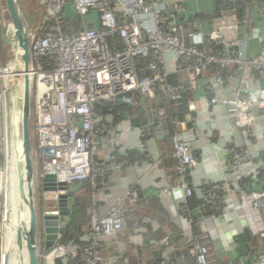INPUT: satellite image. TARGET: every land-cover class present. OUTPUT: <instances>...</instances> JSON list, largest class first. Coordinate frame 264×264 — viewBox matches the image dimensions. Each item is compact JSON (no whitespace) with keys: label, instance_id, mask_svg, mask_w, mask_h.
I'll use <instances>...</instances> for the list:
<instances>
[{"label":"built area","instance_id":"2783aa9c","mask_svg":"<svg viewBox=\"0 0 264 264\" xmlns=\"http://www.w3.org/2000/svg\"><path fill=\"white\" fill-rule=\"evenodd\" d=\"M196 1V0H195ZM237 0H227L235 3ZM67 4L75 18L85 19L97 13L98 27L81 21L70 35L63 34L62 23ZM189 0H39L44 9L30 28V89L34 87L32 125L36 144L31 151L41 172V185L64 183L74 194L75 185L89 181L96 188L103 169L96 161V148L108 133L99 107L138 106L157 101L168 105L180 102L187 93L188 112L174 124L180 133L170 138L175 161L176 189L191 198L195 191L190 171L198 165L192 150L195 134L187 129L193 114H204L196 123L212 125L220 132L236 131L241 149H229L224 169L236 171L247 164L262 166L260 155L245 147L258 121L264 120V30L255 21L264 18V3L253 1L254 13L240 20L235 8L219 9L210 16L187 12ZM0 0V191L6 172L11 143L7 100L9 98V55L16 54L12 26ZM255 42L257 52L246 49ZM50 60L45 68L43 60ZM200 93V94H199ZM31 105V99H30ZM146 126L141 128L139 149L147 151L154 128L167 117L165 107H150ZM31 111V110H30ZM110 161L116 167L126 165L120 156ZM258 162V163H255ZM254 172V174H255ZM172 189H166L170 194ZM57 202V192H53ZM219 189L206 187L199 198L204 215L200 234L189 253L190 264H234L235 246L223 238L218 219L224 213ZM244 222L254 235L264 234L260 211L264 209V189L247 193L239 190ZM125 199L134 206L139 199L135 190ZM189 213L187 202L180 207ZM89 227L80 237L81 244L54 245L45 250L41 226L37 233L39 264H106L102 242L116 237L125 224V210L115 204L101 215L95 203L88 209ZM193 220H191L192 222ZM6 211L0 192V244L4 242ZM164 244H168L165 239ZM227 257L228 261H223ZM163 264V263H161ZM239 264H264V254L246 256Z\"/></svg>","mask_w":264,"mask_h":264},{"label":"crops","instance_id":"0c3cea01","mask_svg":"<svg viewBox=\"0 0 264 264\" xmlns=\"http://www.w3.org/2000/svg\"><path fill=\"white\" fill-rule=\"evenodd\" d=\"M253 1L264 3V0H251L246 13L247 19L253 16ZM219 9L217 0H189L187 12L210 16ZM89 20L91 28L98 27L97 16L83 19L85 23ZM255 25L264 30V18L256 20ZM256 52L257 45L251 42L246 53L252 55ZM261 85L264 86V80ZM193 98L191 94L190 99ZM152 103L153 105L147 102L133 106V113L128 116L103 114V123L108 127V133L96 148V161L103 169L100 184L93 188L86 181L74 186V196L88 204V209L91 203H95L101 215H105L115 204L124 207L125 224L122 231L116 237L102 242L101 254L106 264H190L192 261L189 250L196 236L191 220L196 212H191V209L189 213L180 211V207L189 198L176 189L175 161L170 147V138L180 133L181 128L174 124L175 120L166 117L162 127L153 129L152 136L148 139L147 151L142 153L139 149L138 133L140 124L148 122V106L162 107L157 101ZM192 116L193 121L188 123L192 127L187 125V129L192 130L196 136L192 150L198 165L190 171V183L198 197L206 187L221 191L224 213L218 219V226L223 238L233 240L247 226L238 195L239 182L253 176L256 167L247 164L236 171L226 172L225 153L229 149H241L242 137L236 131L229 130L231 127H227L226 132H220L212 125L196 123V120L204 116L199 111ZM170 129L174 131L173 135L170 134ZM253 134L258 139H250L245 147L261 155L264 153V120L257 122ZM113 155L120 156L126 165L116 167L110 161ZM166 189H172L171 193L166 194ZM131 190L139 193L134 206H129L125 199L126 193ZM87 214L88 210L84 218L88 222ZM260 214L264 223V209ZM165 239L168 240L167 245L164 244ZM234 246L233 256L236 255L237 245ZM234 264H239V261L236 259Z\"/></svg>","mask_w":264,"mask_h":264},{"label":"water","instance_id":"95a60500","mask_svg":"<svg viewBox=\"0 0 264 264\" xmlns=\"http://www.w3.org/2000/svg\"><path fill=\"white\" fill-rule=\"evenodd\" d=\"M8 19L12 26L13 38L16 42V62L14 68V81L10 89L9 99L13 104L12 115V150L16 157V192L18 202L25 204L28 212V227L21 228L15 237L18 252V264H24L21 245L25 243L27 264H39L37 233L41 226L43 246L45 250L52 249L61 238L64 227L62 221L70 216L69 195L67 185H43L44 191L57 192V207L52 211L37 215L33 197V162L31 158L30 134V79L28 72L19 73L20 66L29 67L30 36L29 27L23 18L17 0H4ZM21 85H25L21 89ZM22 212V211H21Z\"/></svg>","mask_w":264,"mask_h":264},{"label":"trees","instance_id":"16d2710c","mask_svg":"<svg viewBox=\"0 0 264 264\" xmlns=\"http://www.w3.org/2000/svg\"><path fill=\"white\" fill-rule=\"evenodd\" d=\"M251 0H237L234 4L228 3L227 0H217V5L220 9L224 11H229L235 8L238 17L240 20L247 18V10ZM97 13L91 11L87 17H96ZM65 21L62 23V31L65 35H70L74 31H77L81 27L80 18H75L70 12V4H67L65 12L63 14ZM8 18V16H6ZM90 21V20H89ZM88 22V21H87ZM31 25V23L29 24ZM88 27H91L90 24H86ZM93 27V26H92ZM45 68L50 67V60L45 59L42 61ZM190 93H187L184 98L178 103H171L166 105L162 103V106L167 112V117L171 120H182L185 118L186 113L188 112V101L190 100ZM102 114L114 113L119 114L120 116H128L130 113H133L132 107H127L125 105H117L115 107L109 108L108 106L99 107ZM141 123V122H138ZM141 128L146 126V123L142 122ZM192 127V125H188ZM171 128V127H170ZM172 129H170V134L173 135ZM128 155H132L128 153ZM259 160L262 161V166L255 172L253 176L243 178L239 182V189L244 190L247 193H251L254 190H263L264 189V153L259 157ZM221 193V191L219 192ZM187 204L191 209V212H196V215H193V230L194 235L198 236L200 234V220L202 221L204 215L199 211V206L201 204L200 198L194 194L191 198L187 200ZM88 205V204H87ZM86 203L80 199H77L74 194H69V209L70 216L62 221L64 227L63 234L61 238L57 241L58 244L66 245L70 243L81 244L80 237L88 230L89 227V215L87 214L88 222L84 219L85 214L88 210ZM197 212H200V215H197ZM232 242L237 245L236 247V259L237 261L243 260L248 255L253 254H264V234L254 235L248 228H245L243 232L239 235H236ZM223 261H228L227 257L222 258ZM56 264H67L63 260H57Z\"/></svg>","mask_w":264,"mask_h":264},{"label":"bare ground","instance_id":"6f19581e","mask_svg":"<svg viewBox=\"0 0 264 264\" xmlns=\"http://www.w3.org/2000/svg\"><path fill=\"white\" fill-rule=\"evenodd\" d=\"M13 58L12 62H10L9 65V80L7 81L8 86L11 88L13 81H14V68H15V58L16 56L14 55V51H12V53L10 54ZM27 70V72L30 71V66L25 67L24 65L20 66V70L19 73L24 72V70ZM25 85H21V89L24 88ZM10 94V91L9 93ZM7 106H8V115H10V132L9 134V138L11 136L12 138V115H13V104L10 101V99L8 98L7 100ZM16 157L14 155V152L12 150V143H10L9 146V151H8V159H7V168H6V172L5 174L2 176L1 178V184L2 189H1V193L4 196V206H5V211H6V222H5V239L4 242L2 244L1 249L3 250L4 246H5V241H6V237L8 236L10 238L9 243H10V247H9V253L11 256L15 257L16 259L14 260V262L9 259L6 264H18V252L16 249V243H15V237H16V233L21 229V228H27L28 227V212H27V208L25 206V204H21L18 202L17 199V192H16V182H17V176H16ZM22 211V212H21ZM12 219V226L10 231L7 232V230H9V221H10V217ZM22 250H21V254H22V258H24V264H27V256H26V249L25 247V243H23L21 245ZM3 254V251H2Z\"/></svg>","mask_w":264,"mask_h":264},{"label":"rangeland","instance_id":"374dc122","mask_svg":"<svg viewBox=\"0 0 264 264\" xmlns=\"http://www.w3.org/2000/svg\"><path fill=\"white\" fill-rule=\"evenodd\" d=\"M19 9L21 11V14L23 18L25 19L29 30L30 28L34 27L36 24L38 17L41 15L40 13L43 12L44 9L38 7L39 0H17ZM31 23V25H29ZM14 57L9 55V60L12 62ZM30 99H31V105H30V134H31V144L32 149L35 148L36 144V137L35 132L32 125V115H33V99H34V87L32 86L30 89ZM32 158V155H31ZM33 162V178H32V187H33V197H34V204H35V210L37 215H39V218L41 219V213L44 211H52L55 210L57 207V202L53 198V193L51 191L47 192L43 190V185H41V179L39 178L41 175V172L39 171V167L36 166V159L34 157L32 158ZM10 217V214H9ZM12 226V219L10 217L9 221V230ZM5 239V236H4ZM10 238L7 236L5 241V246L3 250L1 249L0 244V264H6V262L11 259L13 262L16 259L15 257L11 256L9 253V243ZM60 245L58 243L55 244ZM39 247V243L37 245V248ZM40 248V247H39ZM42 251V248H40ZM3 251V254H2ZM40 255V251H38V256Z\"/></svg>","mask_w":264,"mask_h":264}]
</instances>
